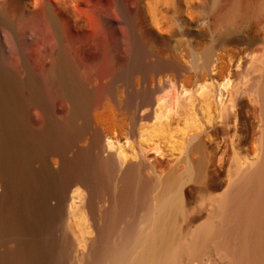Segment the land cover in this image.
I'll use <instances>...</instances> for the list:
<instances>
[{
	"label": "bare ground",
	"instance_id": "6f19581e",
	"mask_svg": "<svg viewBox=\"0 0 264 264\" xmlns=\"http://www.w3.org/2000/svg\"><path fill=\"white\" fill-rule=\"evenodd\" d=\"M100 2L105 13L93 0H27L24 9L39 32L32 64L20 32L0 28V61L25 69L21 81L0 76V264L47 263L48 244L40 248L26 237V211L39 177L31 164L50 155L61 158V178L45 200L44 214L51 223H66L74 243L88 249L78 255L70 242H53L54 264H264V66L260 80L244 69L231 90L232 81L225 79L206 82L199 95L189 96L190 89L186 96L177 93L178 81L151 85L144 78L142 90H136L129 78L125 95L111 86L103 94L104 104H111L104 132L94 125V92L85 85L89 72L69 49L68 31L87 28L81 23L84 12L101 26L123 23L136 54L144 42L145 10L141 0ZM22 6V0H0V16L9 9L20 17ZM213 8L235 20L264 15V0H215ZM178 29L172 37L194 36ZM218 52L216 45L201 52L202 70L215 67ZM154 60L160 63L162 57ZM20 89L31 95L21 99ZM98 99L96 106L102 103ZM57 100L65 107L62 123L50 117V102ZM31 105L48 116L45 131L24 129V111ZM119 112L129 116L127 125ZM253 138L254 153L247 148ZM75 220L80 222L74 228Z\"/></svg>",
	"mask_w": 264,
	"mask_h": 264
},
{
	"label": "rangeland",
	"instance_id": "374dc122",
	"mask_svg": "<svg viewBox=\"0 0 264 264\" xmlns=\"http://www.w3.org/2000/svg\"><path fill=\"white\" fill-rule=\"evenodd\" d=\"M93 1H96L101 12L105 13L106 10L103 9L100 0ZM214 1L141 0L145 10L144 15L146 16H143V20L140 22L144 42L136 54L129 45L128 34L123 23H117L113 26H101L98 24L96 17L90 13L84 12L82 14L83 20L81 23L86 24L87 28L73 27L68 31V41L71 52L82 62L85 69H87V73L89 72V80L85 85L94 92L91 115L95 126L104 132L108 131V126L111 123V104H106L107 106L104 104L106 100L103 98V94L111 86L115 94L125 95L128 93L126 81L129 78L133 80L136 90H142L144 78L150 79L151 85L155 81L157 83L160 79L167 81L170 86L173 80L178 81L180 89L177 90V93L183 96L187 95L186 91L188 89L192 90H189L188 96L190 95L189 93L199 95L202 90L199 93L198 91L202 84L214 82L218 85V83H223L227 79L232 81L230 84L231 90L232 86L238 82V76L244 72V69L249 70L252 78L258 80V77H260L259 80L261 79L264 66V15L259 16L251 13L249 17L241 16L235 20H227L219 12L213 10ZM26 2L27 0H22V16L20 15V17L15 16L9 9L6 12H2L0 17L1 21L3 20V24L0 28L10 26L20 32L24 38L25 47L31 55L30 62L32 64V50L34 51L36 48L35 44L38 41L39 32L36 21L32 19V13H28L24 9ZM80 7L82 9L87 8L84 5H80ZM133 11H135V8H133ZM109 13L115 19L119 16L114 9H111ZM174 28H180L178 29L180 34L183 33L184 28L185 30H191L190 32L194 33V36L191 40L183 38L182 35L172 37ZM237 37L244 38L245 43L230 42V40ZM249 40L253 41L254 44L252 46L248 44ZM211 45H216L217 51L219 50L215 58L217 60L214 64L215 67L202 70L203 64L201 63L204 61L201 52ZM154 55L161 56L162 62H155ZM0 76L12 82L21 81L25 79L24 65L0 61ZM170 89L172 87L169 88V96L172 97L176 92ZM196 91L198 94H196ZM44 93L46 98L50 99L48 90L44 89ZM18 94L21 99H26L31 95L30 91L21 89ZM99 97L102 98L100 101L102 103L96 106L95 102ZM61 104L60 100L54 103L50 102V117L56 123H62L65 119V107ZM251 105V109L254 111L257 107L253 102ZM35 109L37 110L35 111ZM256 113L259 114V111ZM24 114V129L28 134L45 131L48 125V116L45 115L42 109L31 105L25 109ZM118 116L124 126L127 125L129 116L121 112L118 113ZM123 133L124 136L121 141L125 143L126 132ZM254 145H256V142H254L253 138L247 145V148L252 149L253 153L256 147ZM82 146L85 147L87 144L83 143ZM253 153L251 158H253ZM74 155L73 152L69 154L70 158H74ZM149 157L151 159L158 158L152 153H149ZM30 170L31 172L34 171L39 177L36 184L31 188L33 197L26 211L27 225H29L26 237H29V241H34L40 248H44V244H48L46 264H54L51 251L54 243H56V246H60L70 242L75 254H86L88 249L79 247L76 245L77 243H74L75 239L72 237L66 223H61L57 220L51 223L50 221L53 220L50 218L48 220V216L44 214V211L49 208V206H46L45 200L54 192L61 178V158L57 155H50L46 160L39 158L31 164ZM2 188L0 180V190ZM38 201H42V203ZM35 202L38 203L37 205L42 204V207L37 206ZM52 204L55 205L54 200H52ZM78 222L80 220L72 221L70 226L75 228ZM88 223L86 224L91 226V220ZM9 246L12 247L13 245Z\"/></svg>",
	"mask_w": 264,
	"mask_h": 264
}]
</instances>
